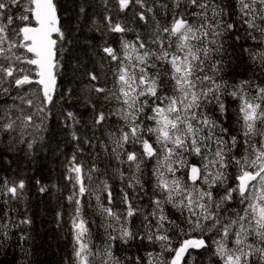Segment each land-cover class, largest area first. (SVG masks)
<instances>
[{
	"label": "snow or ice",
	"instance_id": "1",
	"mask_svg": "<svg viewBox=\"0 0 264 264\" xmlns=\"http://www.w3.org/2000/svg\"><path fill=\"white\" fill-rule=\"evenodd\" d=\"M8 153L0 251L47 196L61 264H264V0H0Z\"/></svg>",
	"mask_w": 264,
	"mask_h": 264
},
{
	"label": "trees",
	"instance_id": "2",
	"mask_svg": "<svg viewBox=\"0 0 264 264\" xmlns=\"http://www.w3.org/2000/svg\"><path fill=\"white\" fill-rule=\"evenodd\" d=\"M65 151H71V146H68ZM12 158L13 154L8 153L0 160V163L6 167L7 162ZM43 165H47L44 168L45 173H50L54 177L59 171L55 158L43 159V156H38L36 167ZM56 203L55 197L45 196L32 199L31 212L34 214L35 223L31 232L32 238L28 245H24L29 249L27 258L25 259L23 249L12 242L10 247L0 251V264H61L66 251L64 237L67 233V226L64 225L60 229L56 227L52 211Z\"/></svg>",
	"mask_w": 264,
	"mask_h": 264
}]
</instances>
